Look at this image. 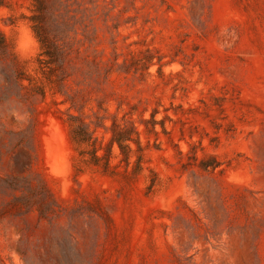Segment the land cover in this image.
<instances>
[{"label": "rangeland", "instance_id": "374dc122", "mask_svg": "<svg viewBox=\"0 0 264 264\" xmlns=\"http://www.w3.org/2000/svg\"><path fill=\"white\" fill-rule=\"evenodd\" d=\"M34 25L66 60L45 96L0 60V264H264V0H0L43 77ZM68 111L129 163L80 167Z\"/></svg>", "mask_w": 264, "mask_h": 264}, {"label": "trees", "instance_id": "16d2710c", "mask_svg": "<svg viewBox=\"0 0 264 264\" xmlns=\"http://www.w3.org/2000/svg\"><path fill=\"white\" fill-rule=\"evenodd\" d=\"M33 28L41 45V52L39 53L37 59L39 61V69L43 74V77H35L27 74L22 68L18 67L19 60L10 49L9 44L1 32L0 60H6V64L14 68L16 83L20 89H24L26 87L24 81L28 80L31 85L33 84L32 89L35 92L45 96L47 92L46 85H51L55 82L52 78V74L56 71V68H64L66 50L58 44L51 42L38 25H34ZM45 78L47 79V82L44 81ZM97 118L98 120L100 119L99 116H97ZM65 121L69 126L72 140L76 144L80 155V167H82V164H87L102 166L105 171H110L113 167L111 157L113 155L112 147L115 143L118 144L125 160L129 163L130 154L133 150L129 142H137L133 134H139V131L135 126L132 125L129 127H122L114 121L111 127L113 135L107 145L106 153L100 154L102 146L98 137L94 135V130L91 128L90 123L86 122L82 116L76 115L71 111H68V117L65 118Z\"/></svg>", "mask_w": 264, "mask_h": 264}]
</instances>
